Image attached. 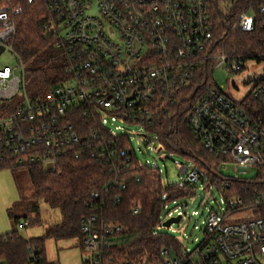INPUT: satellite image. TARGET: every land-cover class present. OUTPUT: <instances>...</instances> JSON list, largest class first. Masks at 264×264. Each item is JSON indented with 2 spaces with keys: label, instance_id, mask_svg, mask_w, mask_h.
<instances>
[{
  "label": "built area",
  "instance_id": "1",
  "mask_svg": "<svg viewBox=\"0 0 264 264\" xmlns=\"http://www.w3.org/2000/svg\"><path fill=\"white\" fill-rule=\"evenodd\" d=\"M42 1L47 11L45 34L61 51L65 67L44 97L27 94L25 66L17 56L16 68L0 69V104L11 108L0 114V170L37 165L53 170L60 158L70 155L76 160L89 157L117 175L131 158H137L128 131L117 124L145 129L138 136L161 153L158 136L148 127L187 95L189 130L206 151L222 158L216 179H227L219 188L225 207L209 212L201 229L204 238L195 249L181 245L176 253L164 247L158 262L149 264H261L264 216L260 213L241 222H228V218L240 211L264 210V78L240 102L210 83L214 70L237 74L247 62L219 51L213 14L216 0ZM221 1L225 7L235 0ZM22 12V7L0 8L4 52L14 53L7 41L15 32L14 17ZM258 23L264 25V6L240 14L234 29L251 33ZM19 95L23 100L14 103ZM78 111L89 120L83 132L73 122ZM229 163L248 171L257 169L258 177L243 181L237 189L232 184L242 181L239 177L221 175ZM145 166L159 169L148 162ZM179 166L174 185L181 190L193 188L194 195H188L193 197L201 183H208L206 171L193 164ZM106 192L110 195L108 188ZM93 199L100 200V195L94 194ZM110 201L120 204L121 197L115 195ZM104 204L101 201L99 211ZM187 208L185 204L174 212L182 220ZM139 209L136 203L131 207L134 215ZM99 211L87 217L82 227L83 247L92 255L85 264H109L105 257L122 232ZM167 218L161 215L158 227L176 217L169 212ZM20 226L26 229L27 223Z\"/></svg>",
  "mask_w": 264,
  "mask_h": 264
},
{
  "label": "trees",
  "instance_id": "2",
  "mask_svg": "<svg viewBox=\"0 0 264 264\" xmlns=\"http://www.w3.org/2000/svg\"><path fill=\"white\" fill-rule=\"evenodd\" d=\"M216 2L218 5L214 7L213 14L219 51L246 60L264 61V25L258 23L251 33L234 29L240 14L250 9L256 12L264 6V0H235L224 9L221 0ZM2 7L23 9L21 15L14 17L15 32L7 45L25 66L29 95L44 97L61 79L65 67L61 51L56 49L53 39L44 31L45 5L42 0H33L32 4L28 0H0ZM185 96H181L179 104L170 113H160L148 130L158 136L163 150L190 160L193 165L206 171L208 182L221 187L227 181L216 179L222 158L206 151L189 130ZM9 107V104H0V114L8 112ZM76 115L73 122L83 132L89 120L80 111ZM25 169L31 178L35 201L28 204L21 201L16 207L25 210L23 219L27 228L41 222L39 199L58 209L62 221L38 238L26 239L17 230L0 236V264H51L45 249L48 240L78 238L83 246L84 220L99 211L101 201L105 204L99 213L105 221L122 228V232L112 241L110 254L105 257L109 264L157 263L160 250L164 247L179 252L182 244L167 234L158 233L157 228L165 205L183 200L189 194L194 195L193 188L181 190L174 184L165 185L159 169L142 165L134 157L121 173L111 175L103 165L89 157L76 160L70 155L60 158L53 170L38 165ZM122 185H125L124 190L121 189ZM232 185L240 189L244 182L236 181ZM106 188L110 195H107ZM96 193L100 195V200L93 199ZM115 195L121 197L120 204L110 201ZM134 203L140 206L137 215L131 210ZM259 213L264 216V210ZM18 220L17 225L20 223Z\"/></svg>",
  "mask_w": 264,
  "mask_h": 264
},
{
  "label": "rangeland",
  "instance_id": "3",
  "mask_svg": "<svg viewBox=\"0 0 264 264\" xmlns=\"http://www.w3.org/2000/svg\"><path fill=\"white\" fill-rule=\"evenodd\" d=\"M222 9L224 6L222 5ZM17 57L11 51L4 52L0 57V69L4 67L16 68ZM19 73H21L19 71ZM264 78V61L249 59L246 62L244 70L237 74H229L225 69L219 68L210 73V83L212 86L222 87L233 100L240 102L249 93H251L257 82ZM29 86L26 81V92L29 95ZM30 96V95H29ZM23 96H18L14 103L21 102ZM117 124V123H116ZM130 135L132 147L136 153L140 164L145 165L147 162L151 165L156 164L163 176L165 185L175 184L179 180L180 165L190 166L192 162L184 157L172 154L164 150L156 153L152 147L148 148L143 143V137L138 136L144 134L145 129L140 127H127L120 122ZM110 128H114L111 126ZM167 154V155H166ZM167 156V158H165ZM223 178L239 177L240 180L250 182L258 177V170L251 171L238 168L237 165L229 163L227 169L221 173ZM222 184V183H221ZM220 186V185H219ZM219 186L208 182L206 185L202 183L197 187V194L193 197H187L178 200L175 203H169L163 210L162 217L167 218L169 212L173 213V217H177L175 210L181 208L185 204L188 208L184 210V217L179 224L172 225L171 228H157V232L167 234L178 240L185 249L193 250L204 238L201 231L203 222L207 219L209 212L212 210L220 211V206L225 207L223 194L219 191ZM211 187V188H210ZM21 201L31 203L35 201L34 188L29 176V172L25 168L11 169L6 168L0 171V236L19 231L21 236L26 239L38 238L43 236L48 228L58 225L62 221L61 213L58 209L51 208L43 199H39V212L41 222L39 225L23 229L20 225L24 222L23 215L25 210L16 207ZM16 207V208H15ZM181 211V209H180ZM195 213H197L195 215ZM260 213L254 210L240 211L232 214L228 218V222H241L254 219ZM19 218V225L16 219ZM47 260L51 264H85L91 259V253L82 246L80 239L67 240H48L46 242ZM264 264V259L261 260Z\"/></svg>",
  "mask_w": 264,
  "mask_h": 264
},
{
  "label": "water",
  "instance_id": "4",
  "mask_svg": "<svg viewBox=\"0 0 264 264\" xmlns=\"http://www.w3.org/2000/svg\"><path fill=\"white\" fill-rule=\"evenodd\" d=\"M4 51H5V47L4 46H0V57L3 54ZM180 222H181V217L180 216H178L176 218H171V219L167 220L163 224V227L170 228L172 225L179 224Z\"/></svg>",
  "mask_w": 264,
  "mask_h": 264
}]
</instances>
